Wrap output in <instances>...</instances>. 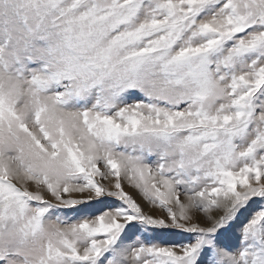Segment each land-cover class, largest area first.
I'll return each mask as SVG.
<instances>
[{
	"label": "snow or ice",
	"instance_id": "snow-or-ice-1",
	"mask_svg": "<svg viewBox=\"0 0 264 264\" xmlns=\"http://www.w3.org/2000/svg\"><path fill=\"white\" fill-rule=\"evenodd\" d=\"M0 264H264V0H0Z\"/></svg>",
	"mask_w": 264,
	"mask_h": 264
}]
</instances>
